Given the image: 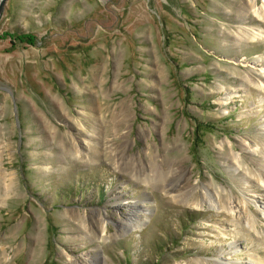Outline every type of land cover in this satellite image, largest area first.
Instances as JSON below:
<instances>
[{
	"label": "rangeland",
	"instance_id": "obj_1",
	"mask_svg": "<svg viewBox=\"0 0 264 264\" xmlns=\"http://www.w3.org/2000/svg\"><path fill=\"white\" fill-rule=\"evenodd\" d=\"M257 231L264 14L250 0H6L0 264L247 263L264 260Z\"/></svg>",
	"mask_w": 264,
	"mask_h": 264
},
{
	"label": "bare ground",
	"instance_id": "obj_2",
	"mask_svg": "<svg viewBox=\"0 0 264 264\" xmlns=\"http://www.w3.org/2000/svg\"><path fill=\"white\" fill-rule=\"evenodd\" d=\"M253 8H254V11H255V14L258 15V16H262L264 14V0H261V5L258 6L256 4V0H250ZM261 31L260 28L257 29V30H244V31H241L239 33V39H249V40H253L255 39L257 36H260L261 35ZM97 74V73H96ZM230 96H227L225 95V97H223V100L225 102H227V100H229ZM168 168V167H167ZM171 170V169H170ZM166 171V170H165ZM169 172V171H168ZM170 174V173H169ZM148 177V176H147ZM158 182H162L164 180V176L162 174V172L159 173V178L157 179ZM148 181V179H147ZM160 184V183H159ZM165 184V183H164ZM163 182L161 183V186L162 188L167 191H170L169 189H166V185H164ZM204 190H207V187L204 188ZM203 190V193L204 195H207V191H204ZM171 195L175 198V200L177 201H180V202H184L186 204H189V205H195V206H199L201 204L198 203V200L197 199H190L191 201H189V197L187 196V194H176L175 193H171ZM207 204L212 207L213 206V200L211 198H208V202ZM202 206V205H201ZM144 207L146 209V207H148V205H145L144 204ZM249 225L253 227H255V223L252 224L251 221L249 220L248 221ZM256 228V227H255ZM103 230V229H102ZM248 231V230H247ZM257 233H261V232H258ZM260 240L264 241V234H260ZM251 255V254H250ZM213 264H264V260H260V258L256 257L255 255H251L248 262L247 263H243V262H240V261H237V262H233L232 260H226V261H223L221 260L220 258H217L215 261H213Z\"/></svg>",
	"mask_w": 264,
	"mask_h": 264
},
{
	"label": "water",
	"instance_id": "obj_3",
	"mask_svg": "<svg viewBox=\"0 0 264 264\" xmlns=\"http://www.w3.org/2000/svg\"><path fill=\"white\" fill-rule=\"evenodd\" d=\"M6 0H0V17L2 15Z\"/></svg>",
	"mask_w": 264,
	"mask_h": 264
},
{
	"label": "trees",
	"instance_id": "obj_4",
	"mask_svg": "<svg viewBox=\"0 0 264 264\" xmlns=\"http://www.w3.org/2000/svg\"><path fill=\"white\" fill-rule=\"evenodd\" d=\"M20 38H22V35L21 36H19ZM28 39H29V37H28Z\"/></svg>",
	"mask_w": 264,
	"mask_h": 264
}]
</instances>
